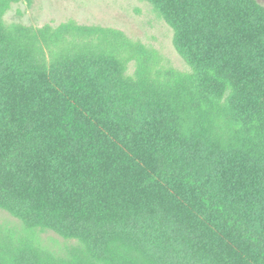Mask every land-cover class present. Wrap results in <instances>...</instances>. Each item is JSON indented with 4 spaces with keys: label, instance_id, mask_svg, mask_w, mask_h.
<instances>
[{
    "label": "trees",
    "instance_id": "obj_1",
    "mask_svg": "<svg viewBox=\"0 0 264 264\" xmlns=\"http://www.w3.org/2000/svg\"><path fill=\"white\" fill-rule=\"evenodd\" d=\"M143 1L188 71L0 23V209L75 264H264V6Z\"/></svg>",
    "mask_w": 264,
    "mask_h": 264
},
{
    "label": "rangeland",
    "instance_id": "obj_2",
    "mask_svg": "<svg viewBox=\"0 0 264 264\" xmlns=\"http://www.w3.org/2000/svg\"><path fill=\"white\" fill-rule=\"evenodd\" d=\"M258 2L264 6V0ZM1 22L14 37L41 31L52 35L66 25L101 30L92 36L80 33L82 47L100 52L113 43L129 45L124 53L129 78L143 64L162 71L189 70L175 49L174 31L143 0H0ZM82 252L78 242L30 228L0 209V264H75Z\"/></svg>",
    "mask_w": 264,
    "mask_h": 264
}]
</instances>
